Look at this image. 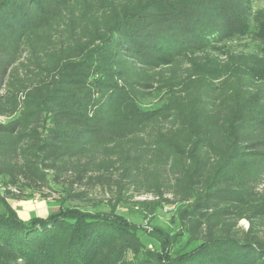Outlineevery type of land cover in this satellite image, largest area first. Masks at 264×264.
Returning <instances> with one entry per match:
<instances>
[{
    "label": "trees",
    "instance_id": "trees-1",
    "mask_svg": "<svg viewBox=\"0 0 264 264\" xmlns=\"http://www.w3.org/2000/svg\"><path fill=\"white\" fill-rule=\"evenodd\" d=\"M232 2L0 0V264H264V22L233 51ZM97 186L174 207L153 250Z\"/></svg>",
    "mask_w": 264,
    "mask_h": 264
},
{
    "label": "rangeland",
    "instance_id": "rangeland-1",
    "mask_svg": "<svg viewBox=\"0 0 264 264\" xmlns=\"http://www.w3.org/2000/svg\"><path fill=\"white\" fill-rule=\"evenodd\" d=\"M252 1V9L246 11L241 3L232 2L230 4L231 9L235 11L234 15H236L238 11L245 12L244 16H248L250 20V32L244 34V36H240L237 38H230L226 40V44L235 52H244L247 54H251L252 52L256 51L255 43L253 40L257 38V33L259 32V25L257 22H264V0H251ZM245 10V11H244ZM259 11V13H256ZM236 25L233 24V26ZM112 189H108L106 186L103 188L100 187H93L88 190V198L91 199V202L97 201L101 202L102 210L108 211L109 203L113 204L115 202V213L123 216L126 220L130 223L136 224L140 227L146 234L144 237V241L147 242L148 240V249L153 250V245L149 242V236H155V228H164L169 226V218L174 210V207H163L159 206L156 202V198L152 195H137L132 191H124L121 192L120 195L116 193V189L114 186L111 187ZM77 190V188H75ZM2 188H0V195L3 194ZM170 198L169 196H166ZM38 195H33L31 199L28 201H14L9 200L8 205H10L14 210H17V214L20 219L23 221H28L32 217H40L45 218L48 215V212L51 210L56 209L57 204V196L54 195L53 197L45 200L48 205L47 213L41 214L40 212H34L32 215V211H29L28 205L29 203L32 204L33 201H40L38 200ZM87 204V203H86ZM82 204L77 202H72V205L78 206H87V209L92 210L91 206L92 203ZM4 209L3 206L0 204V214L3 213ZM31 214V215H29ZM41 214V215H40ZM239 226L246 229L248 224L246 221H241ZM148 236V237H147Z\"/></svg>",
    "mask_w": 264,
    "mask_h": 264
},
{
    "label": "crops",
    "instance_id": "crops-1",
    "mask_svg": "<svg viewBox=\"0 0 264 264\" xmlns=\"http://www.w3.org/2000/svg\"><path fill=\"white\" fill-rule=\"evenodd\" d=\"M36 200H38V199H36ZM48 204L46 203V202H44V201H33L32 202V204L31 203H29V205H28V209H29V211H32L31 213H32V215H33V213L34 212H40L41 214H45V213H47V208H48V206H47ZM19 208H17V210H18ZM16 210V211H17ZM40 214V215H41ZM29 215H31V214H29Z\"/></svg>",
    "mask_w": 264,
    "mask_h": 264
},
{
    "label": "built area",
    "instance_id": "built-area-1",
    "mask_svg": "<svg viewBox=\"0 0 264 264\" xmlns=\"http://www.w3.org/2000/svg\"><path fill=\"white\" fill-rule=\"evenodd\" d=\"M0 121H1V119H0Z\"/></svg>",
    "mask_w": 264,
    "mask_h": 264
}]
</instances>
